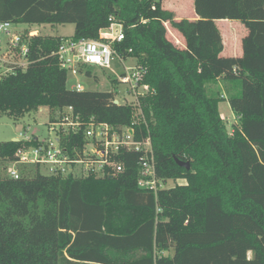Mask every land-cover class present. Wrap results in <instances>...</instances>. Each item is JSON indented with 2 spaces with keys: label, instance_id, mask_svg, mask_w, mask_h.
Returning <instances> with one entry per match:
<instances>
[{
  "label": "trees",
  "instance_id": "obj_1",
  "mask_svg": "<svg viewBox=\"0 0 264 264\" xmlns=\"http://www.w3.org/2000/svg\"><path fill=\"white\" fill-rule=\"evenodd\" d=\"M164 1L0 0V25L75 27L70 39L29 40L27 69L0 82V114L20 121L48 109L53 124L72 109L83 124L136 123L137 140L152 141L159 180L184 182L143 191L141 155L124 152L114 178L20 168L19 180L0 178V264H264V0H194L197 21H175ZM112 19L125 33L115 51L148 66L144 120L115 94L69 90L57 57L64 41L98 40ZM222 21L248 30L239 58L222 57ZM223 102L237 120L231 135ZM32 146L0 143V163Z\"/></svg>",
  "mask_w": 264,
  "mask_h": 264
},
{
  "label": "built area",
  "instance_id": "obj_2",
  "mask_svg": "<svg viewBox=\"0 0 264 264\" xmlns=\"http://www.w3.org/2000/svg\"><path fill=\"white\" fill-rule=\"evenodd\" d=\"M111 21L110 28L102 31L98 40L64 41L57 57L62 69L68 73V78L73 79L86 75L85 70L92 67L111 71L113 64L119 62L124 69L121 84L127 88L128 96L136 99L135 105L126 102L122 106H132L138 112V117L144 120L141 101L153 95L149 87L142 84L147 75V68L139 63L135 68L126 69L123 57L115 51V46L125 41L124 28L116 24L114 19ZM15 27L11 24L0 25V82L20 70L27 69L29 40L39 36L31 31L18 33ZM72 90L84 92L79 83ZM135 125L136 123L131 127L116 130L106 124H97L94 120L83 124L72 109L64 110L58 115L55 123L49 124L54 139L43 141L36 133L30 137L28 133L20 135L18 143L29 144L35 141L36 146L22 149L17 153V162L12 164L15 168L8 176L19 180L21 178L19 169L32 167L46 172L48 176L62 178L97 180L108 176L114 178L124 172V165L118 161L124 152L141 155L138 162L141 168L138 187L157 196L160 191L168 188L158 178L152 141L150 139L138 141Z\"/></svg>",
  "mask_w": 264,
  "mask_h": 264
},
{
  "label": "rangeland",
  "instance_id": "obj_3",
  "mask_svg": "<svg viewBox=\"0 0 264 264\" xmlns=\"http://www.w3.org/2000/svg\"><path fill=\"white\" fill-rule=\"evenodd\" d=\"M164 8L175 11L180 17L187 18L191 11V0H166ZM235 27L237 30L236 39L241 42L248 34L247 29L242 24L235 22ZM226 39L225 28L221 27ZM18 33H23L26 31L36 32L41 37H53V38H65L70 39L73 37L75 32V27L72 25L66 26H18L14 28ZM167 36L171 42L177 45H181L182 41L178 34L171 28L170 24L166 25ZM178 40V42H177ZM227 43V39H226ZM137 60V59H136ZM127 68H135L141 60H129L124 61ZM143 64V63H142ZM144 67L148 69V66L143 64ZM87 75L80 76L78 79L68 78L67 88L72 90L78 83L87 93H110L115 94L116 102L120 105H124L126 102H130L135 105L136 99L133 96H128V90L125 86L121 84V79L124 74V69L119 62L113 64V69L111 71H104L96 67L88 68ZM221 93L225 92L223 88L218 86L217 88ZM142 93V92H141ZM226 93V92H225ZM42 111V114H40ZM220 111L223 115V119L227 125L229 134H232V127L235 124V118L231 112L228 104L226 102L221 103ZM49 116L50 113L48 109H40L39 112H30L25 114L22 120L15 121L12 118L4 114H0V143H9L13 141H20V135L28 133V136H32L36 133V136L40 140H52L54 139V134L50 130L49 126ZM15 166L7 163H0V178H7L10 171L14 169ZM33 170L32 167H29ZM28 168V169H29ZM7 170V171H6ZM43 175H47L46 172L42 171ZM184 185V182H169L167 188L172 189L176 186ZM251 256V255H249Z\"/></svg>",
  "mask_w": 264,
  "mask_h": 264
},
{
  "label": "crops",
  "instance_id": "obj_4",
  "mask_svg": "<svg viewBox=\"0 0 264 264\" xmlns=\"http://www.w3.org/2000/svg\"><path fill=\"white\" fill-rule=\"evenodd\" d=\"M166 2L167 1L165 0L164 3H163V9L165 11L171 12L174 15L175 21H181V20L197 21V17H196V15L194 13V10H193L194 0H191V11L188 14L187 18H182V16L180 17V15H178L173 10L165 9L164 6H165ZM235 24H236L235 22H229V21H222V22L217 23V26H218V28H219V30L221 32V35H222L223 45H224V51L222 53V57H225V58H239V57L242 56V49H241V42L242 41L238 42L237 39H236L237 30H238V32L240 30L235 27ZM221 27L225 28L227 43H226L225 37H223L224 36V32H223ZM177 42H178V40H177ZM228 106H229V104H228ZM229 108H230V106H229ZM230 110H231V108H230ZM231 112H232V110H231ZM220 113H221V111H220ZM233 115H234V113H233ZM221 117H222V120H224L222 114H221ZM234 118L236 120L235 115H234ZM236 122H237V120L235 121V123Z\"/></svg>",
  "mask_w": 264,
  "mask_h": 264
},
{
  "label": "water",
  "instance_id": "obj_5",
  "mask_svg": "<svg viewBox=\"0 0 264 264\" xmlns=\"http://www.w3.org/2000/svg\"><path fill=\"white\" fill-rule=\"evenodd\" d=\"M116 105H119L118 102H115ZM13 143H18V141H13ZM177 164L180 168L185 169L186 171H190L191 166L189 163H183V162H178Z\"/></svg>",
  "mask_w": 264,
  "mask_h": 264
}]
</instances>
